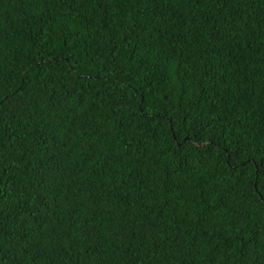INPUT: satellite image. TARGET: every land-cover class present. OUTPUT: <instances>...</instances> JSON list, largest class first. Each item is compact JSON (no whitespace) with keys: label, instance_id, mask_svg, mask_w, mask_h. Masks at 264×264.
I'll list each match as a JSON object with an SVG mask.
<instances>
[{"label":"trees","instance_id":"trees-1","mask_svg":"<svg viewBox=\"0 0 264 264\" xmlns=\"http://www.w3.org/2000/svg\"><path fill=\"white\" fill-rule=\"evenodd\" d=\"M0 264H264V0H0Z\"/></svg>","mask_w":264,"mask_h":264}]
</instances>
